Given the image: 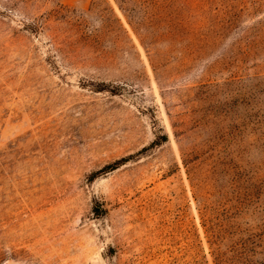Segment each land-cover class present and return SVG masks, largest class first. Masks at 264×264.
<instances>
[{
    "label": "rangeland",
    "instance_id": "374dc122",
    "mask_svg": "<svg viewBox=\"0 0 264 264\" xmlns=\"http://www.w3.org/2000/svg\"><path fill=\"white\" fill-rule=\"evenodd\" d=\"M0 264H264V0H0Z\"/></svg>",
    "mask_w": 264,
    "mask_h": 264
}]
</instances>
